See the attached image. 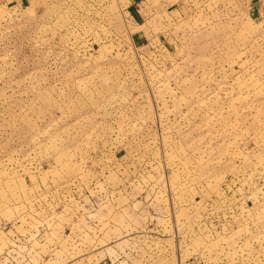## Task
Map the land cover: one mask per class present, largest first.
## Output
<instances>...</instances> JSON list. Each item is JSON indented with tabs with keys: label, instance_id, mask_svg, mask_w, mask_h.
Listing matches in <instances>:
<instances>
[{
	"label": "rangeland",
	"instance_id": "rangeland-1",
	"mask_svg": "<svg viewBox=\"0 0 264 264\" xmlns=\"http://www.w3.org/2000/svg\"><path fill=\"white\" fill-rule=\"evenodd\" d=\"M0 264H264V0H0Z\"/></svg>",
	"mask_w": 264,
	"mask_h": 264
}]
</instances>
